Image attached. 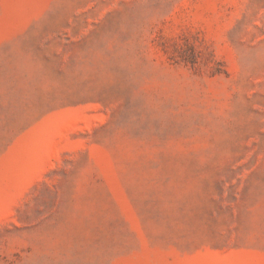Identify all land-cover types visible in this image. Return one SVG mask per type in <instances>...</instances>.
I'll list each match as a JSON object with an SVG mask.
<instances>
[{"label": "rangeland", "instance_id": "obj_1", "mask_svg": "<svg viewBox=\"0 0 264 264\" xmlns=\"http://www.w3.org/2000/svg\"><path fill=\"white\" fill-rule=\"evenodd\" d=\"M0 264H264V0H0Z\"/></svg>", "mask_w": 264, "mask_h": 264}]
</instances>
